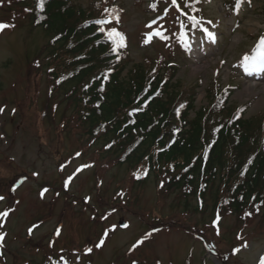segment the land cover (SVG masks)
Here are the masks:
<instances>
[{
    "label": "rangeland",
    "instance_id": "obj_1",
    "mask_svg": "<svg viewBox=\"0 0 264 264\" xmlns=\"http://www.w3.org/2000/svg\"><path fill=\"white\" fill-rule=\"evenodd\" d=\"M226 1L178 0L185 16L171 0H72L84 10L99 4L101 18L121 9L120 22L103 25L99 37L107 41L113 27L125 34L123 78L135 65L145 79L162 62L174 67L160 75L173 78L168 103L192 94V118L210 110V89L231 92L230 112L245 110L257 152L264 148V5L250 0L233 12ZM33 4L0 0V24L14 25L0 31V214L8 213L0 215V264H264V212L232 213L212 193L185 198L162 184L161 172L125 163L117 147L105 151L110 138L88 134L90 125L63 98L73 85L57 87L65 78L55 72L73 74L70 60L46 66L55 35L33 21L31 13L41 12ZM86 17L69 21L83 37Z\"/></svg>",
    "mask_w": 264,
    "mask_h": 264
},
{
    "label": "trees",
    "instance_id": "obj_2",
    "mask_svg": "<svg viewBox=\"0 0 264 264\" xmlns=\"http://www.w3.org/2000/svg\"><path fill=\"white\" fill-rule=\"evenodd\" d=\"M32 1L36 7V0ZM238 1L231 0L229 6ZM257 1L264 5V0ZM103 10L99 4L84 10L72 0H46L43 11L31 13L33 21L55 35L46 66L53 63L55 69L66 64L64 56L70 60L73 74L55 72L59 79L65 78V84L57 87L73 85L74 89L63 87V98L90 125L88 134L110 138L105 151L114 152L117 147L125 163L134 160L137 168L161 172L162 184L182 192L185 198L204 201L212 193L216 204L232 213L264 212V148L253 152L255 141L244 125L248 121L243 120L244 111L238 108V114L232 116L230 95L212 88L210 110L195 112L192 118V94L177 106V101L168 103L166 90L173 78L162 82L165 77L160 75H170L175 68L163 62L152 68L149 79L139 76V65L123 78L129 51L114 44L113 51L105 47L111 39L101 40L102 26L94 23L102 19ZM85 13L84 32L89 36L83 37V27L69 26V21L79 20Z\"/></svg>",
    "mask_w": 264,
    "mask_h": 264
},
{
    "label": "snow or ice",
    "instance_id": "obj_3",
    "mask_svg": "<svg viewBox=\"0 0 264 264\" xmlns=\"http://www.w3.org/2000/svg\"><path fill=\"white\" fill-rule=\"evenodd\" d=\"M197 2H199V0H197ZM45 3H46V0H37V8L40 10V11H43L44 10V6H45ZM171 4L178 10L181 12L182 15H185L187 16L188 13L187 12H184L183 9L180 7V4L178 3V0H171ZM149 7H151L154 11L156 10V7H157V3L154 2L152 3L151 5H149ZM189 7H191V5L189 4ZM109 15L107 16V18H102V19H97L96 21H94L95 24L97 25H100V26H103L105 24H111L113 21H115L117 24L120 22V13H121V9H118L117 7H112L111 9H106L105 10ZM168 13V10L166 9L165 10V13L164 15H167ZM189 19L193 22H196V23H199V20L197 19L196 16H190ZM156 23V21H152L150 22L147 27L151 28L152 24ZM208 23H211V21H208ZM9 26H14V25H7V24H0V31H2L3 29L9 27ZM103 27H101V31H103ZM204 32L207 33L208 37L209 38H212L214 39L215 37V34L210 32L207 28L203 29ZM156 35L158 36H162V33L157 31L156 32ZM107 37L109 39L112 40L113 44H115L116 48H124L127 46L126 44V36L124 33L118 31L115 27L111 28L110 31L107 32ZM150 41V36L148 38V40H146L145 42H149ZM262 44H264V40L261 41ZM245 60L246 61H251L253 66H255V58L254 57H245ZM4 109L3 108H0V112H3ZM79 155V154H77ZM71 179V178H70ZM45 191H47V189H45ZM4 197L3 196H0V200H3ZM0 215H3V216H7L8 213L7 212H4ZM246 215L250 216L251 213H247ZM219 219V217H218ZM218 221H214V223H217ZM30 232L32 231L31 229L29 230ZM59 233H57L58 235ZM3 236H0V240H3ZM143 241H140L139 243H142ZM102 243V242H101ZM99 246V245H97ZM246 246V245H245ZM89 252L92 251L91 248L88 249ZM236 251H239V249H237Z\"/></svg>",
    "mask_w": 264,
    "mask_h": 264
},
{
    "label": "water",
    "instance_id": "obj_4",
    "mask_svg": "<svg viewBox=\"0 0 264 264\" xmlns=\"http://www.w3.org/2000/svg\"><path fill=\"white\" fill-rule=\"evenodd\" d=\"M121 226H123V225H121Z\"/></svg>",
    "mask_w": 264,
    "mask_h": 264
}]
</instances>
